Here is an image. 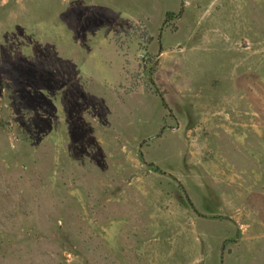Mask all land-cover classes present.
Listing matches in <instances>:
<instances>
[{
	"label": "rangeland",
	"instance_id": "rangeland-1",
	"mask_svg": "<svg viewBox=\"0 0 264 264\" xmlns=\"http://www.w3.org/2000/svg\"><path fill=\"white\" fill-rule=\"evenodd\" d=\"M0 264H264V0H0Z\"/></svg>",
	"mask_w": 264,
	"mask_h": 264
},
{
	"label": "trees",
	"instance_id": "trees-1",
	"mask_svg": "<svg viewBox=\"0 0 264 264\" xmlns=\"http://www.w3.org/2000/svg\"><path fill=\"white\" fill-rule=\"evenodd\" d=\"M171 16H172V14H166L167 19H168V17H171Z\"/></svg>",
	"mask_w": 264,
	"mask_h": 264
}]
</instances>
